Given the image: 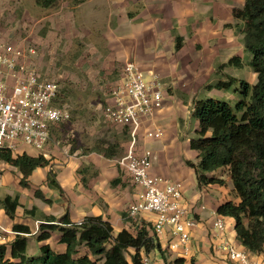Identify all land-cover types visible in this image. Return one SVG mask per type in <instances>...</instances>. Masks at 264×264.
<instances>
[{
    "label": "crops",
    "instance_id": "0c3cea01",
    "mask_svg": "<svg viewBox=\"0 0 264 264\" xmlns=\"http://www.w3.org/2000/svg\"><path fill=\"white\" fill-rule=\"evenodd\" d=\"M33 3L36 4L34 0ZM242 6L243 0H59L50 9L37 5L42 10L41 20L48 21V25L52 21L48 36L57 30L65 31L64 37H80L79 44L85 46L84 51H78V59L84 61L83 56H86L89 61H96L104 77L115 74L114 84L120 80L128 61L136 62L151 77L155 74L160 79L176 76L171 79L175 83L168 86L173 100L165 101L154 122L165 127L166 132L163 147L154 153L152 171L157 176L182 182L188 217L194 219L197 226L191 229L188 244L177 251L165 250L163 242L171 240L169 234L159 238L164 264L166 259L168 262L177 257L185 258L187 263L232 264L226 252L217 249L221 239L213 228V211L231 199L232 184L198 183L194 169L185 163L186 160L197 162L198 153L190 149L189 138V143L186 142L182 150L179 148L182 137L178 124L182 119L178 117L175 106L182 104L185 97L193 98L210 80L200 78V72H217L216 63H220L219 66L227 64L233 51L241 58L247 55L244 36L233 15V10ZM178 36L181 38L179 49L176 47ZM190 72H194L197 78L189 75ZM192 80L196 82L194 86L189 83ZM105 97L107 104L110 96L107 94ZM194 102L193 98L190 107ZM102 107L99 104L98 108ZM61 126L62 123L51 126L50 140L44 149L20 145L13 154L14 157L25 154L44 156L50 161V165L32 172L27 179V187L21 184L23 175L19 169L0 160V232L7 234L6 244H11L18 234L24 235L23 228H28L26 236L34 246L40 226L47 222L48 217H61L66 212L75 223H81L89 216H102L116 232L122 229L135 232L142 221L153 225L151 215L138 219H131L128 215L129 207L137 201L140 191L127 171L117 163V158L127 152L129 129L114 125L120 129L121 138H118L124 142L119 147L124 149L109 157L95 149L84 152L82 147L69 153L71 145H61ZM141 133L144 134V130ZM149 142L142 136L138 143L139 151L147 148ZM110 144H105L104 149ZM50 171L54 174V184H58L61 190L49 185ZM213 174L220 176L222 173ZM224 178L227 179L226 176ZM38 190L49 201L37 197ZM7 196H18L20 205L13 217L8 215L2 204ZM228 218L224 217L226 230L222 235L239 246L235 220L230 218L231 222H228ZM146 255L154 261L157 256L156 251ZM251 257L263 260L264 253H252Z\"/></svg>",
    "mask_w": 264,
    "mask_h": 264
},
{
    "label": "trees",
    "instance_id": "16d2710c",
    "mask_svg": "<svg viewBox=\"0 0 264 264\" xmlns=\"http://www.w3.org/2000/svg\"><path fill=\"white\" fill-rule=\"evenodd\" d=\"M34 1L42 9L53 8L59 2ZM233 15L244 36L245 63L257 74V82L224 74L205 86L207 93L190 109L197 123L190 149L198 153L197 162L185 163L194 169L200 185H225L224 176H228L232 184L230 196L235 199L225 200L217 211L235 220L237 239L243 248L264 253V0H243V6L235 8ZM176 39L179 49L181 38ZM227 66L242 68L244 59L235 56L221 67ZM94 149L114 156L112 145ZM0 160L19 169L23 175L21 184L26 187L36 168L50 165L44 156L14 157L5 149L0 150ZM218 171L220 176L213 174ZM54 181L50 171L49 185L61 190ZM36 195L45 199L39 190ZM2 204L11 217L20 205L18 196H7ZM22 232L24 235L18 234L11 244H0V264H142L144 255L161 249L152 224L146 221L135 232H116L102 216H89L75 223L66 212L61 217H48L40 226L34 246L26 236L29 229L23 228ZM166 264L195 263L177 257L168 262L166 259Z\"/></svg>",
    "mask_w": 264,
    "mask_h": 264
},
{
    "label": "built area",
    "instance_id": "2783aa9c",
    "mask_svg": "<svg viewBox=\"0 0 264 264\" xmlns=\"http://www.w3.org/2000/svg\"><path fill=\"white\" fill-rule=\"evenodd\" d=\"M33 54L36 51L24 44L16 46L0 40V150L12 154L20 145L44 149L50 140L51 126L71 118L66 105L55 104L60 92L59 83L42 75ZM164 95L158 75H152L146 81L141 67L128 61L120 80L109 91L110 102L102 107V112L112 124L129 129L127 152L117 159L118 165L140 188L137 201L129 207V217L153 216L152 227L157 237L169 234V248L177 251L188 244L190 231L197 226V222L188 217L189 208L183 202V184L153 174L154 152L148 148L138 149L142 136L152 140L163 135L162 127L154 122L165 106ZM213 216V228L221 239L217 249L225 251L232 264H264V259H253L251 252L223 236L226 230L224 217L218 211H213ZM6 243L7 234L0 232V244ZM142 264L158 263L144 255Z\"/></svg>",
    "mask_w": 264,
    "mask_h": 264
},
{
    "label": "rangeland",
    "instance_id": "374dc122",
    "mask_svg": "<svg viewBox=\"0 0 264 264\" xmlns=\"http://www.w3.org/2000/svg\"><path fill=\"white\" fill-rule=\"evenodd\" d=\"M41 14L42 10L33 3V0H0V40L16 46L24 44L33 48L36 51L33 57L42 75L59 83L60 92L55 104L58 106L66 105L71 113L70 120L62 123L61 126V138L63 139L61 145H71L70 153L78 147H82L84 152H90L94 148L111 143L110 145L113 146L115 153L123 152L124 147H119L120 143L124 142L119 139L121 138L119 135L120 129L109 122L102 109L98 108L99 104H102V106L106 104L104 102L105 96L109 95L107 91L113 88L116 75L104 77V72H99L101 69L96 61H89V57L86 56H83L86 59L84 61L78 59V51H84L85 46L79 44L80 37H64L65 31L57 30H53L52 35L48 36L50 33L48 28L51 27L52 21L51 25H48V21L41 20ZM236 53V51L231 52L227 61L237 55ZM242 58L244 59L242 68L221 67L219 66L220 63L217 62L215 67L217 72H209L210 70L200 72V78H210V80L193 96L194 101L204 97L207 93L205 91L207 84L216 82L224 74L246 79L255 84L257 74L245 63L247 55L242 56ZM189 75L196 77L194 72H190ZM175 77V75H170V79L166 77L160 79V89L165 93V101L173 100L169 94L168 86L170 83H175V81H171ZM144 78L149 81L151 75L144 73ZM189 83L194 86L196 82L192 80ZM109 86L111 87L109 88ZM218 94L220 93L218 92ZM224 94L221 92L220 95L226 97L227 94ZM193 98L187 99L185 97L182 104L175 106L178 117L182 119L178 124L181 129L179 133L182 137L179 147L181 150L186 142L189 143L187 140L188 138L190 140L197 127L195 119L190 115V104ZM162 130V137L150 140L146 146L154 153L157 149L163 147L162 140L165 137V127H162ZM226 178L227 182H230L227 175ZM230 198L235 199L234 196H230ZM228 222H231L230 218H228ZM159 241L161 240L159 239ZM163 244L165 250L171 251L168 241H164ZM241 246L239 245V247ZM156 254L155 262L164 264L159 248L156 249Z\"/></svg>",
    "mask_w": 264,
    "mask_h": 264
}]
</instances>
